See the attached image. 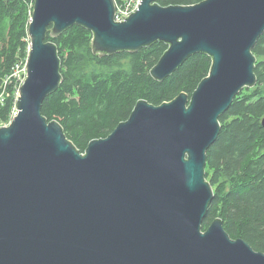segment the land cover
<instances>
[{"label": "water", "instance_id": "1", "mask_svg": "<svg viewBox=\"0 0 264 264\" xmlns=\"http://www.w3.org/2000/svg\"><path fill=\"white\" fill-rule=\"evenodd\" d=\"M115 9L114 0H34L27 74L16 114L0 126V264H264V253L231 238L220 218L203 229L214 197L206 153L219 117L256 84L264 0H140L121 21ZM74 25L91 32L100 57L166 44L149 71L159 82L196 53L211 58L210 70L191 95L139 99L81 151L41 112L62 81L47 33Z\"/></svg>", "mask_w": 264, "mask_h": 264}, {"label": "trees", "instance_id": "2", "mask_svg": "<svg viewBox=\"0 0 264 264\" xmlns=\"http://www.w3.org/2000/svg\"><path fill=\"white\" fill-rule=\"evenodd\" d=\"M115 5L125 0H114ZM202 0H157L160 5H189ZM34 0H0V125L16 108L14 81L5 84L16 61L25 60L30 40L28 25ZM50 28V26H49ZM92 34L74 25L55 42L61 60L62 81L42 103V114L58 120L66 136L81 151L92 139L107 136L126 120L139 99L159 105L180 92L191 95L208 74L211 58L190 56L163 81L149 71L167 49L156 42L134 53L98 56L91 51ZM256 84L244 87L220 117L221 130L206 153L205 175L214 191L203 229L220 218L233 239L241 238L264 253V33L253 49Z\"/></svg>", "mask_w": 264, "mask_h": 264}, {"label": "built area", "instance_id": "3", "mask_svg": "<svg viewBox=\"0 0 264 264\" xmlns=\"http://www.w3.org/2000/svg\"><path fill=\"white\" fill-rule=\"evenodd\" d=\"M140 0H125L123 3L116 5L115 9V20L121 21L126 18L132 11H135L138 7ZM27 74L26 60L16 61L11 68V72L5 78V84L10 81H14L15 92L18 97L19 88L25 80ZM3 93L0 94V102L3 101ZM16 97V99H17ZM16 114V111L13 112L11 118Z\"/></svg>", "mask_w": 264, "mask_h": 264}, {"label": "rangeland", "instance_id": "4", "mask_svg": "<svg viewBox=\"0 0 264 264\" xmlns=\"http://www.w3.org/2000/svg\"><path fill=\"white\" fill-rule=\"evenodd\" d=\"M25 60H26V59H25ZM21 61H24V60H21ZM16 96H17V95H16ZM15 109H16V108H15ZM14 111H15V110H14ZM14 111H13V112H14ZM13 112H12V114H13ZM5 125H6V124H5ZM0 126H3V125H0Z\"/></svg>", "mask_w": 264, "mask_h": 264}]
</instances>
